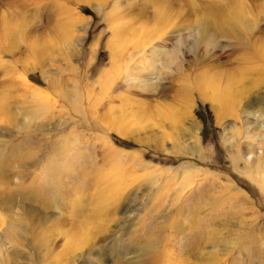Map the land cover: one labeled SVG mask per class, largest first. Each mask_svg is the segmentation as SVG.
<instances>
[{
    "label": "rangeland",
    "instance_id": "374dc122",
    "mask_svg": "<svg viewBox=\"0 0 264 264\" xmlns=\"http://www.w3.org/2000/svg\"><path fill=\"white\" fill-rule=\"evenodd\" d=\"M263 125L264 0H0V264H264Z\"/></svg>",
    "mask_w": 264,
    "mask_h": 264
},
{
    "label": "bare ground",
    "instance_id": "6f19581e",
    "mask_svg": "<svg viewBox=\"0 0 264 264\" xmlns=\"http://www.w3.org/2000/svg\"><path fill=\"white\" fill-rule=\"evenodd\" d=\"M97 8V7H96ZM206 28V27H205ZM231 31V30H230ZM219 83V82H218ZM220 84V83H219ZM216 85V84H215ZM229 86V85H228ZM230 86H232V85H230ZM203 87V86H202ZM201 87V88H202ZM218 88V87H217ZM204 89V88H203ZM217 90V89H216ZM218 91V90H217ZM214 92L212 95H213V97L214 98H216L217 99V101L219 102H223V103H228V102H231V100L229 101V99L225 96V94L224 93H222L221 92V90L220 91H218V92ZM187 94V93H186ZM233 95V94H232ZM234 96V95H233ZM234 99H235V96H234ZM237 99V98H236ZM233 103V102H232ZM219 105H221L222 106V103H220ZM230 105V104H229ZM228 105V106H229ZM224 107H226V106H224ZM234 107V106H233ZM223 108V107H222ZM227 109V108H226ZM256 122V121H255ZM248 123H250V122H248ZM253 123V122H252ZM262 122H260V124H261ZM264 126V125H263ZM119 134H121L122 136H125V134H126V132H124V133H122V132H119ZM262 136V135H261ZM261 140V139H260ZM194 142H196V141H194ZM249 142V141H248ZM192 145V144H191ZM194 145V144H193ZM177 172V171H176ZM175 172V173H176ZM55 173V172H54ZM149 174V173H148ZM162 176V175H161ZM57 179V178H56ZM154 180V179H153ZM152 180V181H153ZM50 181V180H49ZM175 181V180H174ZM150 183V182H149ZM157 184H158V182H157ZM113 186V185H112ZM159 186V185H158ZM56 187V186H55ZM109 188V187H108ZM55 189V188H54ZM113 189V188H112ZM56 190V189H55ZM105 191V190H104ZM108 194H109V192H107ZM134 193V192H133ZM102 194H103V192H102ZM101 194V195H102ZM134 194H136V193H134ZM57 195H58V193H57ZM53 196V195H52ZM55 196V195H54ZM59 196V195H58ZM35 197V196H34ZM57 198V197H56ZM60 198V197H59ZM132 199H135V198H132ZM132 199H130V201L131 202H133V201H135V200H133L132 201ZM104 200V199H103ZM60 201V200H59ZM63 201V200H62ZM44 203V202H43ZM57 203H58V201H57ZM44 206H46V205H44ZM134 206L133 205H129V209L130 208H133ZM135 208V207H134ZM128 209V210H129ZM81 211V210H80ZM79 211V213H81ZM78 212V210L76 211V213ZM101 214V209L99 208L96 212H95V214L93 215L94 217L96 216V218H97V215L99 216ZM92 216V217H93ZM78 217V215H76V218ZM82 217V216H81ZM102 219V218H101ZM66 220H67V217H66ZM104 220V219H103ZM81 221V220H80ZM65 222V221H64ZM71 222V221H70ZM105 224H106V222H105ZM80 225V224H79ZM76 229H74V230H78L77 228L78 227H75ZM84 228H85V226H84ZM84 228L83 229H81L80 230V228H79V231H78V233L77 232H75L74 231V233H77V234H75L76 235V237L74 236V237H72V239L73 238H75L74 240H76L77 241V238H79V236L80 235H78V234H83L84 233ZM107 228V227H106ZM73 229V228H72ZM73 230H71V232H72ZM199 236H202V234H204V230L202 229V230H200L199 231ZM71 235H72V233H71ZM72 239H70V240H72ZM101 240V239H100ZM104 240H105V238H104ZM76 241H74V244H76L77 242ZM79 241H80V243L82 242L80 239H78V243H77V245L79 244ZM87 241V240H86ZM203 242H204V240H203ZM73 244V245H74ZM195 244H198V245H200L201 243H199V241H197ZM93 245V248L91 249L90 248V250H88V251H85L84 252V256L86 255H88L89 257H90V255H91V253H93L94 254V256L93 257H101V259H105L106 258V256L108 255H110L111 253H109V249H107V244H105V242L104 243H101V244H92ZM91 245V246H92ZM81 246V245H80ZM85 247V246H84ZM156 247V246H155ZM70 249H72L71 247H70ZM155 249V248H154ZM77 250V249H76ZM152 251H154V250H152ZM202 251V250H201ZM148 254H151V255H153V254H155V253H148ZM80 255V254H79ZM82 255V254H81ZM200 255H202L201 253H200ZM80 257V256H79ZM110 257V256H109ZM143 257V256H142ZM153 257V256H152ZM157 257L158 256H154L153 257V259H151V260H149L148 262H155L156 261V259H157ZM197 257H199L198 259H200V260H198V261H201V264H202V262L204 261V257L203 256H197ZM100 259V258H99ZM77 260V259H76ZM89 261V260H88ZM138 262H141L140 261V259L139 260H137ZM85 262V261H84ZM87 262V261H86ZM85 264H89V263H85ZM133 264H137L136 262L135 263H133ZM143 264V263H142Z\"/></svg>",
    "mask_w": 264,
    "mask_h": 264
}]
</instances>
